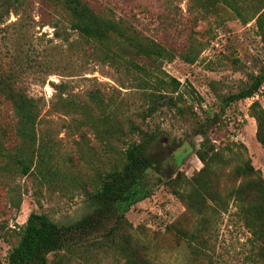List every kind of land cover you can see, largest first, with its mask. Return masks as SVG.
<instances>
[{
    "label": "trees",
    "instance_id": "obj_1",
    "mask_svg": "<svg viewBox=\"0 0 264 264\" xmlns=\"http://www.w3.org/2000/svg\"><path fill=\"white\" fill-rule=\"evenodd\" d=\"M48 1L68 24V35L64 28L59 30L58 22L53 27L55 36L68 44L70 64L74 59L76 63L97 62L113 68L121 75L120 86L139 94L142 108L137 114L145 124L163 107L178 113L183 110L181 82L169 75L162 63L177 57L194 63L206 48L205 43L190 41L178 51L162 39L145 34L131 20L134 15L125 10L95 7L86 0ZM189 1L192 19H223V11L246 24L256 19L257 32L264 43V0ZM21 4L20 0H2L0 7L8 13H18ZM22 66L25 61L19 59L8 69L0 62V95L13 107L19 142L15 152L7 155L0 139V161L9 156L22 175L35 171L40 182L49 187L61 183L76 188L93 208L68 225L57 224L45 213L31 212L17 231L18 241L9 249L6 264H48L51 253L55 264H100L111 258L115 264H159L150 254L148 244L134 235V227L124 211L151 195L153 186L163 185L172 188L184 202L190 224L185 226L184 216L171 224L168 231L193 253L205 251L213 223L233 205L251 234V259L255 264H264V176L250 159L230 172L233 181L240 182L221 191L217 188L216 166L225 159L203 130V140L196 151L203 167L187 177L167 166L175 151L161 147L160 129H145L136 123L124 109V100L108 96L97 87L83 100L70 90V82L51 83L55 89L54 107L71 116L67 128L83 139V132L89 130L100 141V150L91 145H87L88 152L81 149L79 159L90 166L91 173L87 179L80 178L68 170V163L74 164L76 160L59 154L52 139L39 135L44 104L19 84ZM40 66L50 67L47 62ZM45 80L41 79L42 84ZM263 85L264 73L252 75L245 87L223 101L229 105L253 95ZM249 110L256 121V138L264 148V107L258 100ZM191 218L194 220L190 222Z\"/></svg>",
    "mask_w": 264,
    "mask_h": 264
},
{
    "label": "rangeland",
    "instance_id": "obj_2",
    "mask_svg": "<svg viewBox=\"0 0 264 264\" xmlns=\"http://www.w3.org/2000/svg\"><path fill=\"white\" fill-rule=\"evenodd\" d=\"M20 1L18 13H8L0 7V62L8 69L16 59L25 61L19 84L44 104L38 123L39 135L52 139L59 154L76 160L74 164L68 163L70 173L87 179L91 169L79 159V154L81 149L88 152L87 145L100 150V141L89 130L83 132L84 139L69 130L71 116L54 107L55 89L51 83L63 81L70 82V90L83 100H87V93L95 87L108 96L124 100V109L136 123L145 129H160L161 147L175 151L167 166H173L187 177L203 167L196 154L203 140L202 130L225 159L216 166L219 190L240 182L239 179L233 181L230 172L247 159L264 176V148L256 138L257 125L250 115L249 104L242 99L229 105L223 101L224 97L245 87L252 75L264 73V43L257 32L256 19L246 24L230 17L228 11H223V19H192L189 0H86L95 7L114 10L117 7L129 12L135 18L131 20L145 34L162 39L178 51L190 41L206 44L194 63L179 57L162 63L163 69L181 82L183 110L178 113L163 107L148 119L147 125L137 114L142 108L139 94L132 88L121 87V75L113 68L97 62L76 63L74 59L70 64L68 44L55 36L53 25L58 22L59 30L64 28L66 35L70 30L56 7L48 0ZM44 62L50 67L40 66ZM43 78L45 84L41 82ZM259 102L264 107V90ZM16 121L11 103L0 95V139L7 155L13 154L19 144L15 135ZM17 169L9 156L1 159L0 264L7 263L9 249L18 241L17 231L31 212L45 213L57 224L68 225L93 208L76 188L61 183L49 187L40 182L37 172L24 176ZM151 191V195L124 212L134 227V235L150 247L155 262L255 264L251 259V234L233 205L213 223L205 251L193 253L186 243L168 231L171 224L184 216L185 226L190 225L184 202L168 186H153ZM193 220L191 218L190 222ZM48 258V264H55L54 254H49ZM100 264H115V261L104 259Z\"/></svg>",
    "mask_w": 264,
    "mask_h": 264
},
{
    "label": "built area",
    "instance_id": "obj_3",
    "mask_svg": "<svg viewBox=\"0 0 264 264\" xmlns=\"http://www.w3.org/2000/svg\"><path fill=\"white\" fill-rule=\"evenodd\" d=\"M264 90V85L260 87V89L255 92L253 95L246 97L244 99H242L245 103H248V107H250L252 105V103H254L255 101L260 100V95L263 93Z\"/></svg>",
    "mask_w": 264,
    "mask_h": 264
}]
</instances>
